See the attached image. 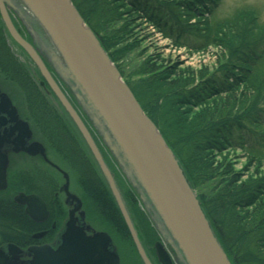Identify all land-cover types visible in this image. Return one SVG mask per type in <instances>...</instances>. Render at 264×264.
<instances>
[{"label": "water", "instance_id": "obj_1", "mask_svg": "<svg viewBox=\"0 0 264 264\" xmlns=\"http://www.w3.org/2000/svg\"><path fill=\"white\" fill-rule=\"evenodd\" d=\"M8 10L31 42L20 35ZM0 12L12 40L39 70L43 78L41 87L46 89L48 85L47 94L59 101L90 150L143 263L152 264L92 132L113 159L177 264H232L180 160L72 0H0ZM13 100L12 95L0 89V190L7 187L10 153L40 155L48 161L44 145L32 141V129ZM61 173L65 180L61 191L67 203L74 205L53 242L26 250L9 244L0 249V264H120L112 238L87 223L82 199L70 192L68 173ZM15 200L26 206V213L34 222L49 217L48 206L37 195L20 193ZM45 234L36 233L33 238L41 239ZM156 250L162 264H173L162 242L157 243Z\"/></svg>", "mask_w": 264, "mask_h": 264}, {"label": "trees", "instance_id": "obj_2", "mask_svg": "<svg viewBox=\"0 0 264 264\" xmlns=\"http://www.w3.org/2000/svg\"><path fill=\"white\" fill-rule=\"evenodd\" d=\"M72 2L117 65L126 53H120L121 49L117 50L114 42L117 44L118 37L128 36L130 23L134 27L139 20L147 19L165 35H171L166 26L163 28L160 14L169 15L177 25L185 27V31L192 30L194 35L205 38L207 43L226 50L227 62L232 69H228L222 77L216 73L210 75L205 70H179L176 65L161 68L151 63L153 59L150 57L138 70L141 78L134 83L124 81L180 160L232 264H254L249 259L250 255L257 264H264V172H253L243 181L244 176L228 165L226 157L219 158L230 148L234 149L238 142L242 143L241 138L234 136V131L250 129L255 119L252 115L259 116L261 111L258 108L264 104V75L256 69L263 58L260 50L264 46V26L257 22L258 16L252 11H242L235 20L221 22L211 30L205 14H209L220 0H156L155 8L148 0ZM201 17L205 20L202 24L191 23ZM132 20L134 22H130ZM4 63L10 66L7 60ZM121 75L123 77L122 72ZM30 78L33 80L32 76ZM37 86L33 84L34 90L40 88ZM41 91L33 94L51 104ZM30 92L24 89L28 99L33 96L35 100ZM27 106L32 112L34 105ZM49 110L57 124L69 132V126L54 106ZM37 125L40 126L39 121ZM253 158H257V163L264 161V156ZM251 166L247 163L246 172L251 171ZM96 171L90 165L80 171L77 180L84 195L82 199L87 219L106 231H109V224L123 234L134 248L111 192ZM215 179L217 185L211 194H202L200 189L208 187ZM128 189L127 201L137 224L145 230L154 231L136 195ZM50 204V221L56 220L59 226L65 217L62 204L58 199L51 200ZM0 217L10 228H17L20 234L26 235L19 243L26 240L32 242L31 235L42 228L9 204L2 207Z\"/></svg>", "mask_w": 264, "mask_h": 264}, {"label": "rangeland", "instance_id": "obj_3", "mask_svg": "<svg viewBox=\"0 0 264 264\" xmlns=\"http://www.w3.org/2000/svg\"><path fill=\"white\" fill-rule=\"evenodd\" d=\"M148 1H150L149 3L152 8L157 7L156 0ZM161 10L163 11V8ZM242 11L255 12L258 16L257 22L264 26V0H220L219 4L213 7L209 14H205V19L209 20V24L211 25L210 29L212 30L221 22L235 20L237 14ZM159 16L160 18L162 17V23L164 24L163 28L166 26L171 35H165L166 33H164V31H161L158 27L151 24L147 19L140 18L141 20L138 21L136 26L133 27L132 23L129 24L127 37H118L117 40L119 43L117 44L116 41H112L114 42L117 50L121 49L119 51L120 53H126L122 59L118 60V66L123 74V78L127 82L134 83L136 80L141 78L138 70L140 69V66L150 57L153 59L151 63L161 68H165L163 67L165 65H176L179 70L186 68H191L197 72L205 70V72L207 71L210 75L216 73L221 77L228 69H232L230 62H227L228 54L224 48L207 43L205 38L194 35L193 32H191L192 30L185 31V27L177 25L169 15L166 16L160 14ZM203 20L204 19L202 17L196 18L193 19L191 23L193 25L202 24ZM130 22L134 21L132 20ZM200 27H202V25ZM3 32L4 31H2V33ZM12 48L13 51L17 50L15 47ZM17 52L18 54H21L20 51L17 50ZM260 53L263 58L256 69L260 72V74L264 75V46L261 48ZM16 59L20 65V68L17 70L21 73V76L18 72L16 75L22 83L16 84V86H14L15 88L12 85L11 90L17 99L15 100L16 103L18 105H20L19 103H24L26 105L27 94L24 93V89L29 90V92L31 90L32 94H39L38 92L41 91V89L37 87L39 86L41 79L38 74L33 75L29 72L30 69L31 72L35 71L33 66L28 70V68H25V65L19 61L18 58ZM26 63L29 64L30 62L27 60ZM30 75L34 76V78L32 76L33 80H31ZM33 84L35 86L38 85L36 87L37 91L39 89L38 92L34 90ZM43 91L52 105L49 104L48 101V103H45L41 97L33 94L35 96V100L34 97L31 96L30 100L28 99L27 101L28 104L34 105L33 111L31 112V109L27 108V112L30 115L34 114L37 121L40 122V126L37 125L36 121L34 122L36 123L35 126L40 137H38V139L46 140L47 138L48 143L54 147V150H56V152L52 154V161L56 162V165L70 174L71 188L76 194H81V188L77 182V179L80 176V171L90 165L93 167V170L98 171V166L95 160H93L91 154L90 157L85 151L88 158L87 160L81 153L82 150H86L87 146L79 135L73 122L62 109L59 101L53 94L49 96L45 89ZM52 106H54L69 126V132L66 131L63 126L58 125V121H55L56 118L50 114L51 112L49 109ZM259 108L258 110L261 111L259 116L257 114L252 115V118L255 119L254 124L250 126V129L243 128L234 131V136L241 138L242 143L238 142V145L234 149L230 148L229 151H226L227 153L225 152L222 156H219V158L222 157L221 159L226 157L228 165H231L236 173L244 176L245 179H243V181L247 180V177H249L253 172H264V161L262 160L260 163H257V158H253V156H264V104ZM247 163H251L252 166L249 167L251 171L246 172ZM117 174L122 190L126 193L127 197L129 194L128 186L125 184V181L119 172H117ZM36 180L38 185L46 186V189L43 192L48 197L53 195L54 191L62 184L61 175L54 169H51L46 174L45 179L42 176L36 175ZM216 182L217 179L209 183L207 185L208 187L204 186L201 188V193L210 195L212 190L215 189L217 185ZM81 195V197L84 198V195ZM66 214L67 213L65 211L64 216ZM107 227L112 235L113 243L115 242V246L120 252L122 263L124 264L127 262V264H140L138 255L136 250L133 248L132 243L125 239V236L117 229H112L109 224H107ZM58 232L59 230L54 233L55 237ZM146 232L147 234L153 236L156 233L155 230H146ZM251 257L253 256H249L251 262L257 264L256 260Z\"/></svg>", "mask_w": 264, "mask_h": 264}, {"label": "flooded vegetation", "instance_id": "obj_4", "mask_svg": "<svg viewBox=\"0 0 264 264\" xmlns=\"http://www.w3.org/2000/svg\"><path fill=\"white\" fill-rule=\"evenodd\" d=\"M8 12H9V15H10L12 21H13L14 26L16 27V29L18 30L20 35L23 38H25L26 40L31 42V39L27 35L26 31L24 30V28L22 27V25L20 24L18 19L14 16V14L10 10H8ZM2 31H4V32L2 33ZM0 39H1L0 40V86L2 88H3V86L6 87V92L8 94L10 93L14 97L13 101H14V104L16 105L17 104V103H15L16 98L14 96L13 91L11 90V87H12V85L14 87V86H16V84L22 83L21 80L18 79L17 75H16V73L18 72L17 69L20 68V65L17 62L18 60L16 58H18L19 61H21L25 65V68H28V70H29V68H32V66L35 68L36 72L35 71L31 72V69L29 70V72L32 73L33 75L38 74L40 79H41L40 83L43 81V78H42L39 70L37 69V67L33 64V62L27 56V54L21 48H19V46L12 40V38L8 34L6 27L4 25V22L2 20L1 12H0ZM12 47H15L18 51H20L21 54H18L17 50L13 51ZM5 60L9 61V63H10L9 67L7 64L4 63ZM27 60L30 62L29 64L26 63ZM47 67H48V70L50 71L52 77L54 78V80L60 85V87L63 89V91L69 96L70 101L76 107L74 100L69 95L68 91L65 89L62 82L59 80V78L56 76V74L53 72V70L48 65H47ZM33 78H34V76H33ZM40 83H39L40 89L44 90V88L41 87ZM46 87L49 88L48 85H46ZM47 88L45 89L46 93H47ZM26 98H27L26 99V105L24 104L23 114L20 113V115L24 121L29 123V125L32 129V132H33L32 141H38L44 145V148L46 151V158L48 159V161L40 155L30 156V155L23 153V152L10 153V155H9L10 164H9V168H8V172H7V187L4 190H0V216H1L2 207L9 204L13 208L19 209L31 222L42 225V228L39 231H37L31 235V238L33 240L32 242L26 240L22 243H19L20 240L23 239V236H24L23 233L20 234L21 231L17 228H14V227L10 228V226L8 224H6L0 217V249L7 246V244H9V243L16 244L17 246H19L20 248H22L24 250H26L27 248H29L31 246H42L45 244H51L55 238L54 233H56L58 230H60V228L63 225V222L65 221V218L68 216L69 211L71 209H73V205H74L73 202L67 203L66 195L64 192L61 191V188L65 183V180H62V184L59 185V188L55 190V191H57V190L58 191L54 193V198L58 199L60 201V203L62 204L63 212L67 211V214L65 215L62 223H60L59 226H58V222L56 220L51 223V221H50V218H51V208H50L51 198L46 196L45 193L43 192V191H45L46 186L38 185L37 180H36V175L42 176L45 179L46 174L51 169H54L56 172H58L59 166H57L56 165L57 163L53 162L51 159L52 156H51V150L48 147V145H49L48 141L45 139L44 140L38 139V137H39L38 130L34 126L38 121H37L36 116L34 114H32V115L28 114V112H27L28 97L26 96ZM28 116H30L31 118ZM35 121H36V123H34ZM92 135L94 136V139H95L96 143L98 144V147L100 148L101 153L103 154L104 159L106 160L108 167L113 172L114 177H115V179H116V181H117V183H118V185L122 191V194H123V197L126 201V204L129 207V203L127 201L126 193L122 190L120 182L117 178V175H118L117 172H119V174H121L119 169L117 168L113 159L111 158V156L109 155L107 150L103 147V145L101 144L100 140L97 138V136L95 135L94 132H92ZM58 173H60V172H58ZM121 176H122V174H121ZM124 181H125V179H124ZM125 184L127 186H129L126 181H125ZM20 193H24L25 195H37L38 197L42 198V200L48 206L49 217L45 221L40 222V223H37V222H34L33 220H31L30 217L26 213V206L20 205L15 200V198ZM79 197L82 199L81 196H79ZM83 210H84V203H83ZM93 229L95 231H100V230H97L95 228H93ZM42 232L46 233L43 238H41V239H34L33 238L34 234L42 233ZM138 232L140 234L141 241H142L143 247L146 251V254L148 255V258L150 259L152 264H162L159 261V258L157 255V250H156V245L159 242H162L165 245L167 251L169 252V254L172 257L173 264H177L172 252L169 250L168 246L164 243L162 237L160 236V234L156 230H155L156 233L154 236L149 235V234H147V232L144 228H142L141 226L138 225ZM10 237H12V238H10ZM13 239H15V240H13ZM114 245H115V242H114ZM117 250H118V248H117ZM135 250H136V248H135ZM136 253H137L138 258H139V263L144 264L143 261L141 260L140 256H139L137 250H136ZM118 254L120 257V264H123L119 250H118ZM23 259H27V258L24 257ZM124 264H127V262Z\"/></svg>", "mask_w": 264, "mask_h": 264}, {"label": "bare ground", "instance_id": "obj_5", "mask_svg": "<svg viewBox=\"0 0 264 264\" xmlns=\"http://www.w3.org/2000/svg\"><path fill=\"white\" fill-rule=\"evenodd\" d=\"M114 63V62H113ZM115 64V63H114ZM115 66L117 67L118 65L117 64H115ZM118 68V67H117ZM119 70V69H118ZM120 71V70H119ZM121 73V72H120ZM130 88V87H129ZM0 89H2V90H4L5 92H6V87H4L3 86V88L0 86ZM132 91V90H131ZM133 93V92H132ZM10 94V93H9ZM10 96H11V94H10ZM135 96V95H134ZM136 98V97H135ZM15 100H17V99H15ZM138 101V100H137ZM20 105H18V104H16V106H18L19 107V111H20V113L21 114H23V109H24V103L22 104V103H19ZM66 113V112H65ZM67 114V113H66ZM78 131V130H77ZM79 133V132H78ZM80 135V134H79ZM85 145V144H84ZM48 147L50 148V150H51V156H53L52 154L54 153V152H56V150H54V147L51 145V144H49L48 145ZM86 147V146H85ZM89 154V156H90V154H91V152H90V150L88 149V147H86V150H82V154H83V156L88 160V158H87V154H86V152ZM81 154V155H82ZM102 154V153H101ZM60 156V155H59ZM91 156H92V154H91ZM90 156V157H91ZM102 156H103V154H102ZM55 157V156H54ZM92 158H93V156H92ZM103 158H104V156H103ZM54 160V159H53ZM93 160H94V158H93ZM105 160V159H104ZM105 162H106V160H105ZM106 164H107V162H106ZM58 166V165H57ZM89 167V166H88ZM88 167H86L87 169H88ZM59 169H60V171L58 170V172H60L59 174L61 175V177H62V180H64V175L61 173V168L59 167ZM62 171H64V170H62ZM66 172V171H65ZM102 178H103V180H104V182L106 183V181H105V179H104V177H103V175H102V173H101V171L99 170V168H98V171H96ZM66 173H68V172H66ZM69 175V179L71 180V177H70V174H68ZM78 180V179H77ZM106 185H107V183H106ZM108 187V186H107ZM70 192L71 193H73V194H75L76 196H82L81 194H83L82 193V190L80 189V191H81V194H76L74 191H73V189L71 188V181H70ZM56 191H54V193H55ZM54 193H53V195H51L50 196V198H51V200H55V198H54ZM78 196V197H79ZM42 199V198H41ZM82 202H83V200H82ZM22 206H24V205H22ZM85 211V210H84ZM66 213H67V211H66ZM85 213H86V221H87V223L92 227V228H95V229H97V230H100V231H104V232H106V233H108L109 234V236L110 237H112L111 236V233L109 232V231H106L105 229H103V228H101V227H96L95 225H93L92 223H90L89 221H88V219H87V212L85 211ZM132 216H133V214H131ZM67 218V217H66ZM65 218V219H66ZM133 219H134V222L136 223V225H137V229H138V224H137V222H136V220H135V217L133 216ZM99 232V231H98ZM9 244H12V245H15V246H17L16 244H13V243H9ZM9 244H7V246L9 245ZM18 248H20L19 246H17ZM20 249H22V248H20ZM22 250H24V249H22Z\"/></svg>", "mask_w": 264, "mask_h": 264}]
</instances>
